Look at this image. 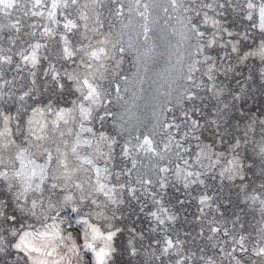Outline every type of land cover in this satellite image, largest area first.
Returning a JSON list of instances; mask_svg holds the SVG:
<instances>
[{
    "label": "snow or ice",
    "instance_id": "snow-or-ice-1",
    "mask_svg": "<svg viewBox=\"0 0 264 264\" xmlns=\"http://www.w3.org/2000/svg\"><path fill=\"white\" fill-rule=\"evenodd\" d=\"M229 12L247 28L233 30ZM157 26L188 46L185 84L146 131L130 109L114 123L128 133L127 167L115 163L116 136L100 130L113 116L109 76L127 50L151 57ZM132 28L142 52L131 39L125 47ZM257 60L264 65V0H0V264H264V105L248 107L256 81L244 71ZM259 78L264 97V70ZM139 157L154 161L155 179ZM209 174L239 181L231 227L207 192ZM173 180L188 196L202 189L195 236L173 234ZM138 192L155 206L146 213L155 238L125 223V193ZM241 214L252 215L255 235L239 231Z\"/></svg>",
    "mask_w": 264,
    "mask_h": 264
},
{
    "label": "rangeland",
    "instance_id": "rangeland-1",
    "mask_svg": "<svg viewBox=\"0 0 264 264\" xmlns=\"http://www.w3.org/2000/svg\"><path fill=\"white\" fill-rule=\"evenodd\" d=\"M102 11L104 10L102 9ZM162 15L161 13V16ZM104 16L107 17L106 11H104ZM111 20L115 23L116 29L118 30L121 27L120 20L115 18H111ZM126 22L125 20V23ZM105 23H109V20L106 19ZM171 23L175 25V21ZM228 24L232 26L233 30H242L247 28L249 22L229 12ZM176 27L179 26L176 25ZM138 31L139 30L135 28L125 29L123 40L125 47H127V42L131 39L134 47H140L142 52L143 48L141 45L143 41L142 38L137 40ZM150 35L153 36V40L150 41V43L155 47V52L151 54V57H141V60L138 61L137 52L134 50H127L123 53L124 60L121 64L119 74L114 77L109 76V80L112 81L109 90L112 94L109 97L111 103L108 104L107 107L113 113V116H110L111 118L109 117L110 121L108 124L110 127H108L106 123H104L103 128H100V125H98L99 123L95 125L96 128H100V130L106 131L110 135L113 133V135L122 142L127 139L128 133L118 135V129L113 125L119 120L122 114H125L126 109H130L127 115L133 117L131 123L137 125L139 130L144 132L155 122L156 116H154V113L158 114L160 108L165 105L166 101H174L178 91L185 84L181 69L184 67V61L187 57V44L181 43L179 35H172L170 29L161 28L159 26H157ZM256 36L258 40L259 34L256 33ZM5 46L7 47V45ZM145 68H147V71H145ZM262 70H264V65H260L258 60L249 63L244 69L245 75L255 73L254 80L256 83L252 85L254 98H249L248 107L254 106L257 111L264 105V97H261L258 91L259 84L261 83L259 74ZM13 75H15V72L9 71L7 78L11 79ZM125 77L127 78L126 81L124 79ZM107 83L108 81H105L106 85ZM117 84L120 85L121 91L119 95L122 96L123 99H117V94L115 92V86ZM125 88H127L128 91H124ZM101 111H103V109H101ZM138 159L140 160L138 168H140L141 172L155 179L154 172L151 170L154 161L150 162L145 157H139ZM160 163L163 164L165 162L161 161ZM114 170L118 171L120 169L115 168ZM134 172L136 176L135 169ZM206 184L208 194H210L216 204L220 206V212L224 213V218L227 219L228 226L231 227L234 220L233 213L239 214L238 205H241L238 189L239 181L229 182L224 180L221 182L218 175H216L215 179H212V174H209L206 178ZM177 188H179L180 191H177ZM193 189L192 196H188L186 193L189 190H184L182 185L175 183L173 180L170 182L167 190L170 195L168 203H170L171 206L173 205L172 208L178 215L177 222L172 225L173 234H179L181 238H184L185 233L189 232L192 236H195L198 225V204L193 197L200 195L202 189L196 186H193ZM124 198L126 203L122 205V207L127 209L124 216L125 223L128 224V227H135L138 231H142L146 238L157 237L159 233H153L144 222L145 219H149L146 215L147 210L155 209V206L151 204V200L146 201V198H140L139 201L133 200L127 193H125ZM177 198L185 200L186 203L183 206L180 205L177 203ZM187 201H191V203H187ZM145 202H147V207L144 212L139 211L140 204ZM241 222L244 223L245 227L244 229H239V231L245 234L251 233L255 235L254 229L257 225L251 214L248 216H243L241 214ZM148 242V239H145V245H147ZM197 242L200 243L201 241L198 240ZM125 258L129 259L128 257ZM131 259H133L134 264H141L136 258ZM157 264H159V262H157Z\"/></svg>",
    "mask_w": 264,
    "mask_h": 264
},
{
    "label": "bare ground",
    "instance_id": "bare-ground-1",
    "mask_svg": "<svg viewBox=\"0 0 264 264\" xmlns=\"http://www.w3.org/2000/svg\"><path fill=\"white\" fill-rule=\"evenodd\" d=\"M111 118V117H110ZM110 118L109 117H106V119H105V122L104 123H106L107 124V126L108 127H110V125L108 124L109 123V121H110ZM99 125V124H98ZM105 130V129H104ZM113 131V130H112ZM111 135H113V133L111 134ZM120 137V136H119ZM123 137V136H122ZM122 139V138H121ZM120 139V140H121ZM117 141H118V145H117V160H116V164H123V165H126L127 167H131V164H130V162L129 161H127V160H125L121 155H119V153H120V148H121V146H122V144L124 143V142H122V141H119L118 140V138H117ZM118 169H120L119 167H117ZM117 170V169H116ZM119 171V170H118ZM133 177H135V172H134V170H133ZM132 183H133V185H135V180L133 179V181H132ZM137 187H139L138 185H137ZM156 190H157V192H159V189H158V186H156ZM137 195H140V198L142 199H144V198H146L145 200L147 201H149L150 200V198H148V197H145V196H143V195H141L139 192L137 193ZM168 198H170V195H169V192L167 191V195L165 196V201H166V203H168V201H169V199ZM140 200V199H139ZM138 200V201H139ZM152 204V203H151ZM168 206L169 207H173V205L171 206L170 205V203H168ZM154 209V208H153ZM148 211V210H147ZM147 213V212H146ZM149 217V216H148ZM145 224L148 226V228L149 229H152V227H154V223L152 222V220L150 219V217H149V219H145ZM174 228V227H173Z\"/></svg>",
    "mask_w": 264,
    "mask_h": 264
}]
</instances>
